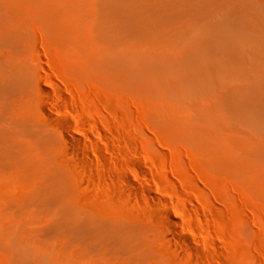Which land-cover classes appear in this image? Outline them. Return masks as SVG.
I'll use <instances>...</instances> for the list:
<instances>
[{
  "label": "rangeland",
  "instance_id": "374dc122",
  "mask_svg": "<svg viewBox=\"0 0 264 264\" xmlns=\"http://www.w3.org/2000/svg\"><path fill=\"white\" fill-rule=\"evenodd\" d=\"M40 1L46 4L45 16L27 17V22L31 20L36 36L35 52L42 56L41 74L47 71L45 75L51 76L49 88L54 79L64 91L69 86L74 91H67L74 95L72 105L67 108L59 102L60 112L53 111L52 117L71 121L72 132L91 145L83 153L92 158L76 162L74 170L80 167L83 177L77 175L79 182L73 181L72 187L67 185L74 177H62L67 179L61 189L65 194L55 189L54 197L107 220L155 227L161 216L167 219L168 204L174 216L185 222L184 231L203 242L207 253L196 252L200 260L215 257L219 264H264V121L251 125L235 104L228 103L236 88L264 77V51L256 37L264 29V19L252 7L248 13L240 12L247 5L264 12V0ZM1 4L5 7H0V15L5 17V8L12 6ZM177 13L194 20L200 30L209 23L221 29L219 50L207 56L213 62L223 61L220 48L227 47L231 35H247L235 45L234 54L243 59L235 73L214 70L194 80L188 69L178 67L183 80L170 91L165 84L168 75L136 87L127 83L120 66L97 64L98 58L116 55L168 62L180 57L188 48L186 37L163 43L157 32L167 23L174 24ZM4 20L22 22L13 17ZM47 21L66 36L68 45L63 49L45 33ZM63 50L80 66L83 59L89 64L80 67L83 75L69 65L71 75ZM80 121L85 128L77 124ZM129 175L137 188L127 181ZM33 182L20 175L0 176V264H20L16 250L26 258L21 260L24 264H134L101 251L87 252L84 244H72L69 238L44 234L51 215L42 210L29 212L25 222L11 220L17 215L11 203L28 199ZM150 195L163 198L166 206H155ZM163 232L173 236L167 227ZM177 263L198 261L184 258Z\"/></svg>",
  "mask_w": 264,
  "mask_h": 264
},
{
  "label": "bare ground",
  "instance_id": "6f19581e",
  "mask_svg": "<svg viewBox=\"0 0 264 264\" xmlns=\"http://www.w3.org/2000/svg\"><path fill=\"white\" fill-rule=\"evenodd\" d=\"M210 1L208 0L207 3ZM2 2H9L12 7L5 8L7 9L5 17L0 15V176L20 175L34 181L32 194L28 199L11 203V209L16 211L17 215L13 214L10 219L14 222H25L30 216L29 212L42 210L51 215V220L45 226L43 225L44 234L51 237H66L72 244H84L82 246L87 252L101 251L114 258L131 259L134 264H179L177 262L184 258L196 260L197 264H219L215 257H210L207 261L199 259L196 252H202L205 255L207 253L204 251L203 242L193 239L184 231L185 222L181 217H177L178 215L174 216L176 213L173 214L171 211L169 207L171 205L166 204V206L165 200L159 196L150 195L154 205L157 207L165 205L168 209L166 220L162 219V216L159 220L160 215L157 217L159 220L157 227L146 226L142 223L130 224L118 220H107L91 210H81L70 202H59L60 199L54 197L55 189L59 192L66 187L63 184H66L67 179L61 180L62 177H74L73 180L69 177L68 181L72 182H68L69 185L66 184L68 187L74 183L73 181H78L83 177L81 168L76 166L77 169L74 170V167L77 165L76 162L87 161V157L92 159L83 153V149L89 150L91 145L72 132L73 124L68 118L56 121L52 117L53 111L60 112L62 103L69 108L73 103L71 101H74V98L71 97L73 98L71 99L70 96L74 95H71L72 92L70 96L67 93L68 90L73 91L70 86L71 89L68 87L64 91L63 85L60 86V83H56L54 79L53 81L50 79L52 82L49 81L51 84L49 88L46 84L51 76L45 75L47 71L45 76L44 72L41 74L43 71L41 69L44 68L40 59L42 56L35 52L36 36L33 35L31 20L29 23L27 21L28 18L31 19L30 17H35L37 14H45L43 11L46 4L41 3L40 0L33 1L37 4H31L27 0H0V7H5L1 4ZM251 7L257 11V16L264 19L262 9L252 5L240 7V12L247 11L248 13ZM185 14L187 15V11L184 13L186 17ZM12 17L22 22L13 24L4 20V18L12 19ZM173 21L174 24L167 23V27L161 26L157 32L163 43L171 40L174 42L175 38L180 35L186 37L184 38L187 41L185 44L191 49L187 51L188 48H186L180 57H174V60L168 62L154 61L143 56L126 58L116 55L114 59L98 58L97 64L99 62L101 68L120 66L127 83L136 87L155 84L161 76L168 75L165 84L169 89L171 88L170 91L176 90L175 85L179 86L180 79L183 80L178 67L188 69V74L193 75L194 80H198L214 70L233 74L237 67L242 65L243 59L236 56L234 52L237 53L235 45L247 37L244 32L231 35L227 39L229 43L227 47L220 48L224 54L223 61L213 62L208 60L207 56L212 50H219L222 39L221 29L209 23L200 30L194 20L190 21L188 16L183 18V13L175 14ZM52 25L53 21H50L44 31L63 49L65 45H68L66 36L61 31L52 28ZM223 25L226 27L225 24ZM133 35L138 36V33H133ZM256 37L259 46L264 51V29ZM144 38L147 39L149 36L146 35ZM64 53L67 70H70L68 66L71 65V68L75 69L74 72H77L76 74L83 75L84 72L80 67L82 65L90 67L84 59L80 66L69 54L66 55L67 50ZM72 69L69 71L71 75ZM69 72L67 73L70 74ZM186 84L190 83L186 82ZM229 98L228 103L235 104L236 109L245 116L249 124L264 121V77L254 80L247 86L236 88ZM78 123L80 127L85 128V122ZM72 164L73 171L72 166L69 167ZM127 181L137 186L130 175L127 176ZM62 193L65 194L63 191ZM136 193L137 191L135 195ZM173 208L172 210H175ZM38 217L40 219L41 216ZM166 227L172 233V237L163 232ZM16 252L15 255L20 264H24L21 260L25 261L26 258L19 250Z\"/></svg>",
  "mask_w": 264,
  "mask_h": 264
}]
</instances>
